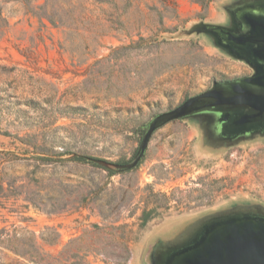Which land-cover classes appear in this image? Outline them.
Here are the masks:
<instances>
[{
    "label": "rangeland",
    "instance_id": "1",
    "mask_svg": "<svg viewBox=\"0 0 264 264\" xmlns=\"http://www.w3.org/2000/svg\"><path fill=\"white\" fill-rule=\"evenodd\" d=\"M247 8L264 0H0V264H167L264 221V131L172 119L126 169L156 118L251 76L208 30Z\"/></svg>",
    "mask_w": 264,
    "mask_h": 264
},
{
    "label": "water",
    "instance_id": "2",
    "mask_svg": "<svg viewBox=\"0 0 264 264\" xmlns=\"http://www.w3.org/2000/svg\"><path fill=\"white\" fill-rule=\"evenodd\" d=\"M220 27H209L216 32ZM253 30L242 40L257 47L251 52L255 62L240 56L254 70L255 75L215 85L212 89L185 101L169 113L159 116L144 135L137 159L140 161L154 130L162 123L199 114L217 115L216 129L225 137L249 135L264 131V27ZM176 113L175 116H172ZM167 264H264V221L238 220L221 223L199 237L198 243L173 254Z\"/></svg>",
    "mask_w": 264,
    "mask_h": 264
},
{
    "label": "flooded vegetation",
    "instance_id": "3",
    "mask_svg": "<svg viewBox=\"0 0 264 264\" xmlns=\"http://www.w3.org/2000/svg\"><path fill=\"white\" fill-rule=\"evenodd\" d=\"M232 20V28H222L219 31L210 32L214 35L217 44L225 47V49L236 55L249 57L251 61L255 62L250 51L255 49L257 45L250 44V42H243L242 40L249 38L253 30L260 32V27H264V8H247L239 10L233 14ZM257 65L262 66V63L259 62ZM254 75L255 72L253 71L251 76L243 78H250Z\"/></svg>",
    "mask_w": 264,
    "mask_h": 264
},
{
    "label": "trees",
    "instance_id": "4",
    "mask_svg": "<svg viewBox=\"0 0 264 264\" xmlns=\"http://www.w3.org/2000/svg\"><path fill=\"white\" fill-rule=\"evenodd\" d=\"M200 1H201V0H200ZM206 1H207V0H206ZM202 3H203V0H202ZM174 110H175V109H174ZM175 115H176V113H173V114H172V116H175ZM77 159H78L79 161H80V160H83V159H79V158H77ZM77 159H76V160H77ZM1 189H2V185L0 184V190H1Z\"/></svg>",
    "mask_w": 264,
    "mask_h": 264
}]
</instances>
